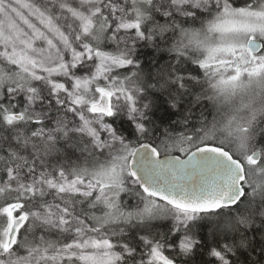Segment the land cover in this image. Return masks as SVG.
<instances>
[{"label": "snow or ice", "instance_id": "1", "mask_svg": "<svg viewBox=\"0 0 264 264\" xmlns=\"http://www.w3.org/2000/svg\"><path fill=\"white\" fill-rule=\"evenodd\" d=\"M0 264H264V0H0Z\"/></svg>", "mask_w": 264, "mask_h": 264}]
</instances>
